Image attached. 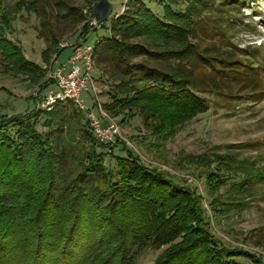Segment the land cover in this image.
<instances>
[{
	"label": "trees",
	"instance_id": "obj_1",
	"mask_svg": "<svg viewBox=\"0 0 264 264\" xmlns=\"http://www.w3.org/2000/svg\"><path fill=\"white\" fill-rule=\"evenodd\" d=\"M92 1L95 8L100 0ZM240 1L246 0H167L159 16L143 1L128 0L121 16L99 25L110 29L111 36L93 46L92 67L93 63L100 69L113 65L119 82L105 109L122 117V123L139 115L147 128L157 118L151 134L164 142L177 134L180 124L171 125L169 116L157 115L154 105L160 104L164 111L206 113L205 100L193 91L195 82L187 75L178 76L184 74L181 67L185 64L204 59L199 48H155V40L148 36L166 42L181 39L190 31L186 23L194 19L206 23V12L218 7L226 11ZM180 2L187 4L183 12L174 10ZM2 3L0 64L8 63L15 75L32 77L43 91L51 84L44 77L46 70L28 60L21 46L8 37L14 17L4 11ZM38 5L39 0H17L13 13L27 10L40 15ZM94 8L78 37L84 43L95 28L88 26ZM80 10L67 6L59 16L81 15ZM140 37L143 41H130ZM63 50L57 48V59ZM53 51L52 46L44 51L46 60ZM140 80L157 83L142 91ZM67 103L76 108L82 121L84 113ZM56 106L50 112L34 109L26 115L0 116V264H134V258L149 247H167L156 264H242L240 259L263 264L258 254L222 243L195 189L176 182L164 170L146 166L133 150H127L126 157L112 152L109 156L115 166L108 167L104 150L109 147L84 128L89 156L80 161L79 170L72 169L78 162L75 152L60 149L53 139L55 132L63 130L67 112L65 105ZM43 120L48 134L39 129ZM88 125L87 121L84 126ZM217 158L219 162L231 159ZM188 162L208 168L210 209L216 219L243 206L238 196L242 198L262 179L259 171L249 173L247 168L223 162V167L209 170L212 161L203 156H190ZM238 174H244L243 178L229 180ZM224 187H228L227 199L220 194Z\"/></svg>",
	"mask_w": 264,
	"mask_h": 264
},
{
	"label": "rangeland",
	"instance_id": "obj_2",
	"mask_svg": "<svg viewBox=\"0 0 264 264\" xmlns=\"http://www.w3.org/2000/svg\"><path fill=\"white\" fill-rule=\"evenodd\" d=\"M0 1L3 2L4 11L14 17L8 37L21 46L28 60L46 70L44 77L51 83L41 91L33 83L32 77L15 75L10 71L12 69L8 63L0 64V116L9 118L13 115H26L34 109L50 112L58 103L65 105L67 112H64L66 117L63 130L55 132L53 139L60 149L75 152L78 162L72 169L77 171L80 169V161L89 156V143L84 128L90 132L92 128L86 115L82 113L84 118L81 121L79 114L75 113L76 108L71 104L63 101L49 102V98L58 89L51 70L53 65L57 68L67 64L79 47L87 44L93 48L98 41L111 36L112 31L92 21L88 26L95 28L88 34L87 43L78 39L90 21L94 8L92 0H39L36 8L40 9V15L28 13L27 10L15 15L13 11L17 0ZM109 1L113 4V12L108 20L117 19L125 11L128 0ZM141 1L154 13L163 16L167 0ZM67 6L80 8L81 15L75 13L68 18L59 16L60 9ZM235 6L226 11L218 7L206 12V23L196 19L190 24L186 23V29L190 31L173 42L148 36L155 40L152 41L155 48H199V54L204 58H195L185 64L181 67L184 74L178 76L184 78L187 75L185 78L195 82L193 91L205 100L208 109L206 113L195 114L192 110L164 111L160 104L154 105L157 108L156 114L169 116L171 125L180 124L177 134L166 142L151 134L152 127L158 123L157 118L147 128L139 115L122 123V117L116 118L105 109L104 104L111 102L110 93L119 84L113 65L100 69L93 63L90 72L92 88L83 94V99L87 108L102 120L104 126L113 123L119 129V135L112 142L104 143L109 148L113 147L112 150H104L108 167L115 166V161L109 156L112 152L115 156L126 157L127 150H133L146 166L168 172L176 182L195 189L203 197L211 229L222 243L243 247L258 254L264 264V0L240 1ZM186 7V3L180 2L174 6V10L183 12ZM2 15L0 9V18ZM142 38L130 41L137 43ZM50 46L54 51L46 60L43 53ZM57 48H64L58 59L55 53ZM8 70L10 72L5 73ZM156 83L140 80L138 87L143 91ZM87 121L89 125L85 127ZM43 124L44 120L39 129L48 134ZM190 156L210 159L212 164L209 170L223 167V162L233 167L247 168L246 172L256 174L259 171L262 179L256 180L250 190L243 193L242 198L238 196L243 206L233 209L227 217L216 219L210 209L213 196L206 183L205 173L208 168L189 164ZM218 156L231 159L219 162ZM236 176L229 180L238 181L244 174ZM227 190L228 187L220 190L224 199L228 198ZM166 248L149 247L135 257L133 262L156 264ZM239 261L252 264L243 259Z\"/></svg>",
	"mask_w": 264,
	"mask_h": 264
},
{
	"label": "built area",
	"instance_id": "obj_3",
	"mask_svg": "<svg viewBox=\"0 0 264 264\" xmlns=\"http://www.w3.org/2000/svg\"><path fill=\"white\" fill-rule=\"evenodd\" d=\"M92 47H79L67 64L52 69L51 75L57 82L58 89L53 93L49 102H71L90 122L93 134L101 143H110L119 135V129L113 124L104 126L102 120L87 108L83 94L92 88ZM68 65L70 67L68 68Z\"/></svg>",
	"mask_w": 264,
	"mask_h": 264
},
{
	"label": "water",
	"instance_id": "obj_4",
	"mask_svg": "<svg viewBox=\"0 0 264 264\" xmlns=\"http://www.w3.org/2000/svg\"><path fill=\"white\" fill-rule=\"evenodd\" d=\"M113 12V4L109 0H100L94 8L93 22L101 25L108 21Z\"/></svg>",
	"mask_w": 264,
	"mask_h": 264
},
{
	"label": "crops",
	"instance_id": "obj_5",
	"mask_svg": "<svg viewBox=\"0 0 264 264\" xmlns=\"http://www.w3.org/2000/svg\"><path fill=\"white\" fill-rule=\"evenodd\" d=\"M70 59H71V58H70ZM70 59H69V61H70ZM69 61H68V62H69ZM68 62H67V63H68ZM62 66H63V65H62ZM57 68H59V67H57ZM52 69H56V68L53 66V68H52Z\"/></svg>",
	"mask_w": 264,
	"mask_h": 264
}]
</instances>
